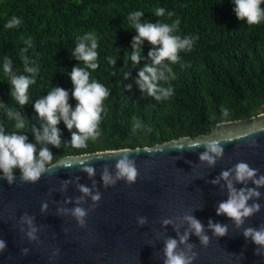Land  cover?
<instances>
[{"label": "water", "instance_id": "obj_1", "mask_svg": "<svg viewBox=\"0 0 264 264\" xmlns=\"http://www.w3.org/2000/svg\"><path fill=\"white\" fill-rule=\"evenodd\" d=\"M254 127H264V112L154 146L65 155L36 183L22 182L19 173L11 184L0 179V239L6 245L0 264H165L169 238L177 241L175 252L186 264H264V249L257 255V246L243 235L246 228L264 226V186L236 182L234 175V166L245 162L257 177L264 176V128ZM211 139L223 150L220 156L212 154L213 164L201 159ZM122 152L130 153L135 181L117 175ZM223 171H229L227 179ZM228 181L245 194L248 189L259 192L247 200L259 204V211L239 226L217 214L227 199ZM97 194L100 198L93 200ZM77 207L85 212L82 224L74 215ZM188 217L202 222L200 235ZM209 220L226 225L227 235L214 234ZM201 235L209 238L207 243Z\"/></svg>", "mask_w": 264, "mask_h": 264}, {"label": "trees", "instance_id": "obj_2", "mask_svg": "<svg viewBox=\"0 0 264 264\" xmlns=\"http://www.w3.org/2000/svg\"><path fill=\"white\" fill-rule=\"evenodd\" d=\"M156 7L165 8L164 17L153 15ZM234 7L233 0H0V101L25 114L30 124L20 131L35 142L31 125L43 123L34 111L35 100L53 86L71 94L69 73L79 64L72 49L79 36L93 32L98 40L99 67L89 71L110 90L104 101L100 137L90 140L86 148H74L69 143L71 132L61 121L58 127L63 142L59 148L49 145L53 163L65 155L154 146L173 138L211 133L219 122L251 119L264 112V22L250 26L237 18ZM133 11L144 12L142 21L172 23L179 19L180 35L198 37L191 51L179 53L181 63L172 65L175 77L164 86H171L174 94L166 100L147 96L136 84L138 68L150 61L133 66L129 59L125 66V52L130 55L137 34L127 21ZM168 12L174 15L168 17ZM13 15L23 22L19 28L6 29ZM28 38L32 47L26 55L36 61L40 72L29 88V104L21 109L11 98L3 58L12 59L17 75L26 74L20 53ZM151 47L145 41V58ZM108 57L116 59V65ZM125 72H131L128 79ZM70 103L75 107L74 98ZM133 116L144 124L136 133L131 131ZM0 126L8 131L14 127L3 108ZM15 173L20 174L18 169Z\"/></svg>", "mask_w": 264, "mask_h": 264}, {"label": "clouds", "instance_id": "obj_3", "mask_svg": "<svg viewBox=\"0 0 264 264\" xmlns=\"http://www.w3.org/2000/svg\"><path fill=\"white\" fill-rule=\"evenodd\" d=\"M234 12L237 18L245 21L248 25H259L264 22V0H233ZM165 8L156 7L153 15L156 17L165 16ZM173 12H168L167 16L172 17ZM143 11H133L129 13L127 21L131 25L130 28L135 29L137 33L132 38L131 53L125 52V66L130 59L133 66L140 65L142 60L145 62L142 67L138 68L136 84L141 92L147 96L154 97L157 101L170 98L174 94L171 86L165 87L164 84L169 83L170 78L175 77L172 65L181 63L179 53L181 51H191L194 42L198 37L179 34L180 20L176 19L172 23L161 22L159 19L152 22L150 19L142 21ZM22 18L13 15L5 24L6 29L19 28L22 24ZM145 41L152 47L145 58L143 46ZM26 47L21 49L20 58L23 62V71L26 74L17 75L13 71V61L9 56L3 58V72L8 77L11 85V98L23 109L30 102L29 88L36 83V77L40 72V67L35 60L29 58L26 53L32 47V40L28 38L24 41ZM98 40L93 32L85 33L77 38L75 47L72 49V55L78 65L72 67L69 76L72 82L71 94L69 90L53 86L46 95L36 99L33 107L37 117L43 123L40 127L31 125V132L34 141L30 140L29 135L20 131L30 124L23 112L14 107H8L0 101V108L6 112L7 118L14 121V127L11 131L0 126V179H6L8 183H13L16 179L15 170H19L22 182L36 183L44 174L50 173V170L56 168L57 163H53L54 153L49 145L59 148L62 144L61 129L58 127L61 121L64 122L67 129L71 132L70 144L74 148H86L91 140L95 142L100 137V124L103 119L104 101L110 96V90L99 80L92 78L91 71H95L99 67ZM109 63L116 65V59L108 57ZM167 61L168 63H165ZM83 64V66H81ZM125 79L131 76V72L124 73ZM163 82V83H162ZM130 89L131 84L127 85ZM70 98L76 101L75 107L70 103ZM224 110V115H227ZM144 128L143 121L133 116L132 133ZM261 128H253V131ZM75 129V131H73ZM148 131H151L149 128ZM242 133L240 137L247 135ZM239 138V137H238ZM39 146V147H38ZM195 146H200L197 143ZM206 151L201 154V159L207 160L213 164L214 157L222 155V148L215 139L209 140L203 145ZM119 159L116 163L118 169L117 175L124 177L127 181H135L137 177V169L133 162L129 159L130 153H119ZM235 181L243 183L244 181H252L257 186H264V176L257 177V170L250 168L245 162H239L234 166ZM86 170L91 175L93 168L87 167ZM221 176L227 179L229 171H223ZM104 181H109V176L105 172ZM227 199L221 201L217 208L218 215H226L237 226L243 224L244 218L253 215L259 211L260 205H248L247 200L255 194L259 196V192L255 189H248L245 194L244 189L235 190L233 183L228 181ZM83 193L89 194L90 190L80 185ZM99 194L92 197L98 200ZM74 215L82 224L85 212L77 207ZM190 221V227L194 229L197 235L203 232V224L194 217L187 218ZM31 223V220L28 221ZM143 222V221H142ZM209 227L213 229L214 234L218 236L227 235V226L220 223H213L209 220ZM34 231V230H33ZM246 240H251L256 247V254L261 255L264 249V226L258 228H246L243 232ZM32 236V232L29 233ZM208 237L201 235L202 243H207ZM177 241L169 238L165 242V264H186L185 257L176 253ZM5 242L0 239V252L5 249Z\"/></svg>", "mask_w": 264, "mask_h": 264}]
</instances>
